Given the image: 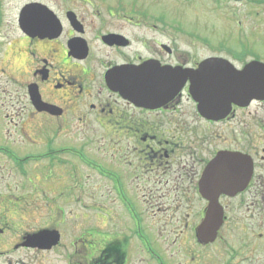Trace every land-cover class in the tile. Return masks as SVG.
Returning <instances> with one entry per match:
<instances>
[{
	"label": "flooded vegetation",
	"instance_id": "af4514ba",
	"mask_svg": "<svg viewBox=\"0 0 264 264\" xmlns=\"http://www.w3.org/2000/svg\"><path fill=\"white\" fill-rule=\"evenodd\" d=\"M169 13L0 0V264H264V97L213 86L264 11L208 54Z\"/></svg>",
	"mask_w": 264,
	"mask_h": 264
},
{
	"label": "rangeland",
	"instance_id": "374dc122",
	"mask_svg": "<svg viewBox=\"0 0 264 264\" xmlns=\"http://www.w3.org/2000/svg\"><path fill=\"white\" fill-rule=\"evenodd\" d=\"M134 0H106L109 6H130ZM143 8L159 9L163 12H170L173 24L174 35L179 39H185L188 43L201 44L203 47H196V51L201 54H208L210 49L206 45L213 47L216 42L234 39L237 28H247L249 22H255L253 15L248 13H261L264 9V0H135ZM158 10H148L149 16H155ZM241 22L240 24H238ZM182 28L183 32L177 29ZM196 38L205 40L204 43L191 42ZM233 40V41H234ZM76 164H81L76 159ZM71 168V166H66ZM74 165L73 168H76ZM69 190L84 184L79 176L68 178ZM78 193V192H76ZM79 196V194L77 195Z\"/></svg>",
	"mask_w": 264,
	"mask_h": 264
},
{
	"label": "water",
	"instance_id": "95a60500",
	"mask_svg": "<svg viewBox=\"0 0 264 264\" xmlns=\"http://www.w3.org/2000/svg\"><path fill=\"white\" fill-rule=\"evenodd\" d=\"M207 63V61L203 63L202 67L204 65L205 68ZM213 80H215L213 86L220 88L221 94L228 96L226 100H221L224 105L264 97V64L262 63H250L241 71L231 69V72L217 73ZM198 87L195 86L196 89Z\"/></svg>",
	"mask_w": 264,
	"mask_h": 264
}]
</instances>
